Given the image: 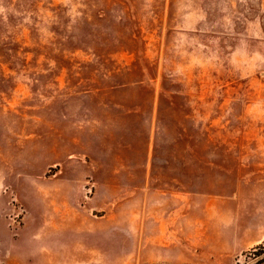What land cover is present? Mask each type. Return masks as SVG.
Instances as JSON below:
<instances>
[{"label": "rangeland", "instance_id": "1", "mask_svg": "<svg viewBox=\"0 0 264 264\" xmlns=\"http://www.w3.org/2000/svg\"><path fill=\"white\" fill-rule=\"evenodd\" d=\"M91 167L177 177L195 264L264 258V0H0V221Z\"/></svg>", "mask_w": 264, "mask_h": 264}, {"label": "crops", "instance_id": "2", "mask_svg": "<svg viewBox=\"0 0 264 264\" xmlns=\"http://www.w3.org/2000/svg\"><path fill=\"white\" fill-rule=\"evenodd\" d=\"M160 170L150 167L148 174ZM134 172L61 169L58 175L71 177L33 191L15 225L0 221V238L19 255L15 264H195L199 220L183 215L182 182L150 175L135 184L121 177Z\"/></svg>", "mask_w": 264, "mask_h": 264}, {"label": "trees", "instance_id": "3", "mask_svg": "<svg viewBox=\"0 0 264 264\" xmlns=\"http://www.w3.org/2000/svg\"><path fill=\"white\" fill-rule=\"evenodd\" d=\"M263 254H264V243L257 246L255 249H253L252 252H250V255H252L253 258H257ZM255 264H264V258L258 260Z\"/></svg>", "mask_w": 264, "mask_h": 264}]
</instances>
